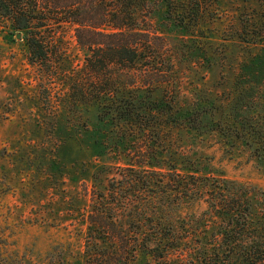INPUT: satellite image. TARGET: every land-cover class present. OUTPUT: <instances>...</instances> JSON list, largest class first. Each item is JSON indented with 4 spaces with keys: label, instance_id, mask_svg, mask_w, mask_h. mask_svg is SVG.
Returning <instances> with one entry per match:
<instances>
[{
    "label": "rangeland",
    "instance_id": "obj_1",
    "mask_svg": "<svg viewBox=\"0 0 264 264\" xmlns=\"http://www.w3.org/2000/svg\"><path fill=\"white\" fill-rule=\"evenodd\" d=\"M143 14L142 28L163 39L159 65L168 81L154 93L167 99L165 113L146 129L120 122L95 99L72 25L57 29V53L42 68L29 63L25 41L0 18V264H85L84 214L94 190L107 192L141 148L264 188L257 156L264 145V0H149ZM110 72L106 88L116 98L143 96L140 71ZM205 210L201 201L186 203L184 212L197 222ZM133 263L202 264L147 250Z\"/></svg>",
    "mask_w": 264,
    "mask_h": 264
},
{
    "label": "trees",
    "instance_id": "obj_2",
    "mask_svg": "<svg viewBox=\"0 0 264 264\" xmlns=\"http://www.w3.org/2000/svg\"><path fill=\"white\" fill-rule=\"evenodd\" d=\"M148 2L0 0V18L21 34L29 63L42 68H51L57 53V29L72 25L85 52L84 70L96 82L95 99L120 122L146 129L156 113H165L167 99H154V93L168 82L159 65L163 39L140 23ZM113 67L140 71L143 96L116 98L106 88ZM261 151L263 144L257 156L264 164ZM139 153L107 192L94 190L92 209L84 214L85 264H134L142 250L155 258L196 256L202 264H264V188L204 173L192 160L180 166L178 159H161L154 148ZM201 201L205 219L196 222L193 214L185 215V204ZM2 262L10 264L7 258Z\"/></svg>",
    "mask_w": 264,
    "mask_h": 264
},
{
    "label": "water",
    "instance_id": "obj_3",
    "mask_svg": "<svg viewBox=\"0 0 264 264\" xmlns=\"http://www.w3.org/2000/svg\"><path fill=\"white\" fill-rule=\"evenodd\" d=\"M18 37L21 38V34H19Z\"/></svg>",
    "mask_w": 264,
    "mask_h": 264
}]
</instances>
